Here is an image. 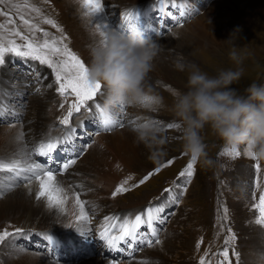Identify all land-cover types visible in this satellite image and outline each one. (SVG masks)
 <instances>
[{"label": "rangeland", "instance_id": "obj_1", "mask_svg": "<svg viewBox=\"0 0 264 264\" xmlns=\"http://www.w3.org/2000/svg\"><path fill=\"white\" fill-rule=\"evenodd\" d=\"M147 1L150 0H139L137 3L128 5L129 1L125 0H104V5L113 8V14L107 11L110 15H114L115 12H118V14L114 16L116 17L122 16L123 10L120 8L121 4L127 5L125 7L126 9H124V11L127 12L130 10L131 6ZM152 1L155 0H151V2ZM235 3H238V0L232 2V4ZM216 4L217 0H187V3L185 4L187 5L185 7L186 9L183 8V10L185 9L184 16L181 17L179 15V12L181 11L179 5L174 6L166 11L170 17L174 18V21L165 16L162 19H158L156 22L150 23L149 30L145 29L143 31L146 36L151 37L160 46V53L156 61H159V59L163 60L161 61L162 65L165 64V67L174 72L170 75L171 77H169L167 82L162 80V82L157 83L161 85L155 84V81L153 84H149L152 90H161L164 95L162 96L161 94V97H165L171 103L173 90L186 91V78L188 70L192 65L197 66L201 71L207 72L210 75H215L220 69H235L237 67H242V78L238 84L233 85L240 94H243L244 90L252 83L264 85V18L260 17L263 14L260 15L259 12H255V9L248 5L242 7L243 4H241L237 9H233L236 11L233 12L227 5L216 8ZM32 8H38L42 12L39 11V13H37L31 11ZM114 8H116V10ZM210 8H214V12L216 13L212 20L216 24L218 23V31L221 36V38L218 39L219 43L208 48L206 47L207 49L204 47L202 48L203 50L199 47L197 48L193 43H188L185 48L187 55L183 54L181 49L177 47L175 41L171 38V34H173L178 27L190 25L194 20L196 21L198 17L208 12ZM244 8L247 9L246 12L243 11ZM189 9H191V14ZM0 10H4L10 16L15 18L17 20V26L22 29L24 26L19 22L18 18L20 16L30 19L38 28L49 33L48 37H43L42 33L37 32L36 37L39 40L45 38L59 40L61 37L66 36L63 31H57L56 28L44 23V19L47 18L52 19L57 25H60L59 17H55V13L51 10L50 3L46 1L43 3L42 0H5V3L0 4ZM110 15H107L108 17L105 16V19H112L113 17ZM186 18L187 20L185 21ZM176 20H179L181 23H175ZM0 23L7 24V18L0 16ZM60 26L58 27L61 29ZM10 27L11 25H9V28ZM24 30L25 32L27 31L26 29ZM155 30L159 31L160 35L157 36L158 33H155ZM179 36L181 37V35H176L177 38H180ZM0 37H3L5 42L8 39L13 38L6 30H0ZM67 40L68 38L64 41L65 44L68 42ZM17 42L22 43L18 38ZM233 47H235L238 55L241 57V65H237L229 59V52ZM197 56L200 57L198 61ZM177 59H180L185 64V71H179L175 68L174 63ZM5 61L6 62L3 65H0V90L5 94L4 103L7 102V105L9 106L5 109V112L9 113V109H11L14 110L15 114H6L5 116L0 117V139L11 136L19 129H24L25 133L27 132L26 135H29L27 136V145L29 148H32V146L36 145L38 141L44 139L50 130L52 136L57 132L55 131V128H58L57 125H60L58 118L67 113L66 110L69 108V105H65V103L60 100L59 97L61 96L55 90L58 85L55 84V74L52 72V69L48 68L46 65L39 64L37 61L16 57L10 53L5 56ZM46 71L47 73H45ZM44 73L46 74L45 78L42 77ZM174 74H180L179 77L183 86L179 87L175 85L176 75ZM70 92L71 90L69 89V93ZM102 94L104 95L103 86L101 93H98L93 98L94 102L96 99H100L99 101H101L103 97ZM72 96L76 102L77 98L75 95ZM63 100L70 102L72 99L66 98ZM61 103L64 105L63 108L60 107ZM126 110V105H124L123 110L119 107L114 110V112L118 113V117L121 119L124 127L130 130V121L132 122L135 120V122H137L151 117L159 122L166 134L172 138L169 143L164 146L167 155L164 156L159 163L149 160L148 151L143 145L141 146L144 148V152L143 154L139 153L140 157L137 162L140 170L138 169L137 171L138 167L135 170V167L131 166V173L124 171L121 173V182L123 179L125 180L128 177H131V179L128 180V184L125 185V187L130 190L121 193L120 201L114 203L119 205V209H126L125 206H123L126 205L129 210H132L130 202L135 199L144 201L143 204L145 205H149L150 203L154 205L164 204L163 211L157 214L159 222L156 226L158 238L161 242L152 247L153 249L155 248L154 252L149 253L153 258L152 264H160L158 258H162L163 256L165 257L164 259L167 261V264H199L200 258L205 256L206 252L208 253V256L206 257L205 264H208L209 260H211V264H217V260L222 259V257L213 254L220 252L225 247L229 249V257L232 260V264H237L236 258L232 256L233 249L239 254V264H250V262L247 261V254L243 251V249L247 250V246H245L246 244L241 245L243 244L242 240L244 239L247 241V238H244L245 233H242L239 228L244 230L258 228L261 233L264 232V227L254 222L255 218L258 216V209L253 207L259 203V196L261 193H264V159L254 158L250 155L247 151L246 145H241L233 152V150L228 148L222 140L211 132L209 128H206L202 135L205 137L208 155L217 161V167L205 170L199 164H195L194 173L191 177H181L180 172L187 167L190 159L181 148L179 140L180 134L176 130L177 127H175V125L178 124L177 119L170 111L169 113H166L167 110L162 108H157L155 112H149L148 110L142 109L141 112L151 115L148 117L146 115L140 116L139 114L135 117H127L124 115ZM89 115H91L90 111L73 113L71 117L72 120H70L69 123L75 120L77 121L78 119L84 120L86 118H91ZM40 118L52 122L49 124H51L53 129L51 128L48 133L40 134V128L36 125ZM17 119L19 122L12 124V121H16ZM10 124L11 126H9ZM170 124L173 126L169 127ZM95 125L94 119L85 120L82 127L83 131H77L75 137L79 138V136H81V139L88 138V142L92 147V144L96 143L95 138L97 140L99 139V135L101 136L107 132L111 133L118 129H124V127H115L111 131H104L95 134ZM22 126H24V128H22ZM1 133H4L5 136ZM38 134L40 135L35 140V137H37ZM92 141L94 142L91 143ZM102 143L105 144L103 150H101L99 144H97L98 147H96V149L99 148L101 151H99V156L104 155V153L109 150L106 147L107 143ZM82 147L83 145L79 148ZM57 150L59 153L56 154V160L60 159L63 155V152L60 151L59 148H57ZM235 153H239V155H236ZM32 158L41 164H46V158H42L38 155H33ZM81 158L82 156L79 159ZM168 161H171V163L168 164ZM135 164L136 162L134 165ZM220 164L223 165V168L219 167ZM157 168L160 170L155 171ZM149 173L154 174L144 183L140 184L139 181L145 176H148ZM0 177H2V174H0ZM66 180L69 181V178H66ZM92 180L94 181V178L90 179L91 182ZM4 182L6 184L9 183L7 179H5ZM16 182L18 185L22 186L20 182L24 181L18 178ZM121 182L118 181L115 188ZM133 185L138 186L133 187ZM22 187H24V184ZM164 189H172L174 191L170 194L164 192ZM89 193L90 192L86 191L83 193V196H86ZM104 197L108 196L103 195L102 198ZM233 198L236 199L237 203H240L239 207L243 213V217L239 220L235 219V210L233 209L234 203L232 204ZM2 199L3 198H0V201ZM90 202L91 201L87 202V207L92 206V202ZM110 204L111 201L106 203V205L105 203H100V205L95 207L94 210L92 208L87 209L88 213L91 212L94 216L93 218L90 217V221L84 224V227L89 228L87 230H90V232H88V235L90 236L89 247H91L89 250L90 252H88L90 256L85 254L86 251L83 252L79 250H77L75 254V251H73L75 248L71 250L68 246L71 245V243H67L63 240L62 242H65L68 245L62 246L60 250L57 251V254L60 257H63L61 260L62 263L60 264H69L70 262L72 263V260L82 262L91 257L101 256L104 258V253L97 256L104 245L102 240L98 238V235L103 231V226L106 222L105 217L102 215L108 210ZM141 208L142 207L140 206L138 210L133 212V216L128 211H125L120 215L122 218L126 215L125 218L131 220L136 214L143 213L140 210ZM224 208H227L226 219L224 217ZM17 227L19 226H16L15 223L7 224L0 222V230L8 228L9 231H12V229ZM19 228H23L25 230L24 233L18 234L15 239L9 237V240L5 241V243L8 244V249L17 251L20 249L23 251L27 250L26 252L47 256L46 258L48 260H51L54 257L56 250L53 247H47V241L45 242L40 237V230L25 227ZM229 229L231 230V234L235 236L234 240L229 239ZM82 234L80 236H82ZM162 234L164 236H162ZM73 238H75L74 235L71 236V239L74 243L76 242L75 245H80L78 243H81V241L79 242L78 238ZM226 239H229L227 245H225ZM260 241L261 237L259 236L257 242ZM262 241H264V238ZM187 242L190 247H185L184 244ZM198 242H200L199 249H197ZM10 244H14L15 247L10 246ZM161 245H166L167 247V251H163V255L161 250L164 246L162 247ZM1 248L2 245H0V261L4 262L5 259ZM64 248H66V250L62 251ZM94 250L96 255L94 254ZM141 252L142 251L140 250L139 253ZM152 254H154V256ZM104 259L109 260L107 258ZM111 260L112 264H125L123 260H120V258L117 257H113ZM140 261L136 262V264H139ZM259 263H261V261L257 264Z\"/></svg>", "mask_w": 264, "mask_h": 264}, {"label": "bare ground", "instance_id": "obj_2", "mask_svg": "<svg viewBox=\"0 0 264 264\" xmlns=\"http://www.w3.org/2000/svg\"><path fill=\"white\" fill-rule=\"evenodd\" d=\"M38 1H41V0H38ZM45 1L50 3L51 10L55 13V17L56 18L59 17L60 19L59 23L61 26L60 25H57V26L61 27L63 33L68 38L67 40L68 42L66 43V45L68 46L70 50H72L75 54H77L85 62L86 67H88L90 63V59H91L90 50L92 47L97 45V41L101 39V37L99 36V32L96 28V23L99 17L103 16L104 19L102 23L109 24L108 20L105 19V16L107 15L109 16L110 15L109 13L113 14L112 12L113 8H110L109 6L104 5V0H102L103 13L85 16L83 14L85 9L81 7V5L77 2V0H42L43 3ZM125 1H129L128 5L139 2V0H125ZM235 1L237 0H217L216 8L227 5L228 7L231 8L233 12H236L234 10L237 9L239 5L243 4L242 7L248 5V6L253 7L255 9V12H259L260 15L263 14L262 16L260 15L259 16L264 18V0H253V2L252 0H238V3L232 4V2H235ZM186 3H187V0H183V2L179 4L180 8H181V5H183V8H185L187 6L185 5ZM126 6H127L126 4L120 5V8H122L123 10L122 14L125 12L124 9H126L125 8ZM114 9L116 10V8ZM189 10L191 14V9ZM243 11L246 12L247 9L244 8ZM117 14L118 12H115L114 15H112V17H114ZM215 14L216 13L214 12V8L213 9L210 8L208 12L198 17L196 21L194 20V22H192L188 26L176 28V31L173 34H171V38L175 41L177 47L181 49V52L183 54L187 55L185 48L187 47L188 43H193L197 46V48L199 47L201 49L204 47L208 48V47L214 46V44L217 45V43H219L218 39H220L221 36L218 31V26H217L218 23L216 24L212 20ZM186 20L187 18L185 19V21ZM103 30L104 29L101 27L100 31H103ZM176 35H181V37L179 36L180 38H177ZM181 39H184L185 41ZM199 58L200 57L197 56V61L199 60ZM161 61L163 60L159 59V61H155L156 67L154 71H152L154 74L151 72L149 73L147 77L148 85L153 84L154 81L156 82L155 84H157L158 82H162V80H164V82H167L169 80V77H171L170 75L174 73L169 68L165 67L164 66L165 64L162 65ZM45 73H47V71ZM45 73L44 75H42L43 78H45L46 76ZM174 75H176L175 85L179 87L183 86V83L179 77L180 74L179 75L174 74ZM157 85H161V84H157ZM152 91L154 94L158 95L159 97H161V94L162 96H164L161 90L153 89ZM99 100L100 99H98V101ZM161 100H162V104L158 108L167 110L166 113H169L170 108H171V102H169L165 97L164 98L161 97ZM5 104L7 105V102H5ZM142 109L143 108L127 106V110L125 111L124 115L127 117H135L137 114H139L140 116L142 115H146L147 117L151 116V115H148L146 113L144 114L143 112H141ZM49 123H52V122L46 121L45 119H41V118L38 120L36 125L37 127L40 128V131H41L40 134H44L52 128L51 124ZM53 127H54V124H53ZM22 128H24V126H22ZM20 130L21 129L15 131L11 136L3 137L0 139V157H6L14 153L20 147L21 143L27 144L28 142L27 136L29 135H26L27 132L25 133L24 129H22V131L25 134L23 141L22 142L17 141L16 136L18 134V131ZM40 134H38V136L35 137V140L36 138L39 137ZM56 134L57 132L55 133V135ZM2 135H4V133ZM79 137L81 139V136ZM85 140H86L85 143L88 142V138H85ZM95 141L96 143L92 144V147L90 145L91 148L89 147L90 149H88L83 154L82 158L76 162V165L73 166L74 168H72L71 170H68L63 176L58 177V179L61 180L66 186L71 185L72 187L69 189V191L70 192L75 191L79 193L81 200L85 202V212L88 217V220L86 222L78 221L76 218V215H74V213L77 212V209L74 206V199L71 197V195L69 197L70 201H68L67 205L65 206L66 211L64 214H61L54 209H48L42 201H37L35 199V192L38 190V185L36 181H33L32 184L30 185L31 190H32L31 194L29 193V186H25L26 182H20L22 186L24 184V187H22L21 185H18L12 188V190L6 192L2 197H0V198H3L0 201V222H4L7 224L15 223V225L19 227L35 228L37 230H40L41 231L40 237L45 242L47 241L48 248L53 247L56 250L55 255L57 254V251L60 250L62 246L68 245L67 244L68 242L65 243L66 240L71 239V236L74 235V237L78 238L79 242L81 241V243H78L80 245H75V244L68 245L70 249L73 250L75 248V254L77 250L83 251V252L86 251L85 254L87 256H90L88 253L90 252L89 250L91 248L89 247L90 245L89 237L90 236L88 235L89 234L88 232H90V230H87L89 228H85L84 224L88 223L90 221V217L93 218L94 216L91 212L88 213V210H87L88 208L90 209L92 208L94 210L95 207L100 205V203H105L106 205V203L111 201V204L109 205L108 210L102 216L110 217L112 214L113 215L118 214L120 217H122L120 214L124 213L125 211H128L132 215L133 212L138 210L140 206L142 207L145 205L143 204L144 201H141L139 199H135V200H132V202H130L132 210H129L126 205H123L125 206L126 209H122V208L119 209V205L114 204V203H118L121 199V194L113 196L114 188L117 185L116 183L118 181L121 182L122 180L121 173L123 171L131 173L132 172L131 166L132 167L134 166L136 170V168L138 167L137 162L139 161V157H140L139 153L143 154L144 152L143 151L144 148L141 147L142 145H137L136 143H134V136L132 132L128 128L124 127V129H118L111 133L107 132L106 134L104 135L102 134L101 136L99 135V139L97 140L95 138ZM102 142L107 143L106 147L109 150L105 152L106 154L104 153V155L99 156L98 154L100 150L99 148L96 149V147H98L97 144L102 143ZM91 143H93V141ZM77 144L78 143H76V145ZM105 151H106V148H105ZM135 162H136L135 164L136 166L134 165ZM138 169L139 167L137 168V171ZM0 174H2V177L5 176L4 178H7L8 176L12 175L11 173H7V172L0 173ZM66 178H69V181H67ZM92 178H94V181L92 180L91 182L90 179ZM77 185H79L80 187H76ZM86 191L90 193L87 194L86 196H83V193ZM103 195L108 196V197L102 198ZM89 201L92 202V203L90 202L92 204L91 207H87L88 206L87 202ZM232 204H233V209L235 210L234 212L235 219L236 220L241 219L243 217V213L239 207L240 203H237L236 199L233 198ZM156 222L157 223L159 222L158 219L156 220ZM153 227H154V230L157 232L156 226H153ZM239 229L240 231H242V233H245L244 238H247V241L243 239L242 240L243 244H241V245L246 244L245 246H247V250L243 249V251L247 254L246 256L247 261L250 262V264H257L259 261H261V263L259 264H264V259H262V256H264V241H262V239L264 238V232L261 233L258 228H250V229H245V230L242 228H239ZM81 234L82 236H80ZM48 235L53 236L52 241H48L47 239ZM162 236L164 235L162 234ZM259 236L261 237L262 242L261 241L257 242V240L259 239ZM63 240L65 242H62ZM184 245L185 247H190L188 242L185 243ZM7 246L8 244L5 243V245H2V248H1L4 259H5L3 264H60L62 263L61 260L63 259V257H60V256H59L60 259L58 260H56L55 255L51 260H48L46 258L47 256H43L37 253L34 254V253L26 252L27 250L23 251L22 249H20L21 251L12 250V249H8ZM165 250L167 251L166 245L161 250L162 255H163V251ZM141 251H142L141 253L133 257L131 261L125 262V264H136L134 260L136 259L142 260L144 258L148 260L149 264H152L153 258L151 255H149V253L154 252L155 248L153 249L152 247H143ZM106 254L107 256H109L107 252ZM152 255L154 256V254ZM164 258H165L164 256L162 258H158L160 260V264H167V261ZM69 264H112V263L110 260H106L100 256V257H91L90 259H86L85 261H82V262L72 260V263L70 262Z\"/></svg>", "mask_w": 264, "mask_h": 264}, {"label": "clouds", "instance_id": "obj_3", "mask_svg": "<svg viewBox=\"0 0 264 264\" xmlns=\"http://www.w3.org/2000/svg\"><path fill=\"white\" fill-rule=\"evenodd\" d=\"M100 40L90 50L88 78L93 84L103 85L101 122L111 118L120 105L155 112L162 100L147 84V77L156 67L159 44L139 29L109 30ZM229 59L237 65L242 63L235 47L230 50ZM174 66L185 71L180 59ZM242 75V67L220 69L210 75L192 65L186 78V91H172L170 111L178 121L176 130L181 148L190 162L205 170L217 167V161L208 155L202 135L206 128L228 148L235 150L246 145L250 154L264 159V85L252 83L240 94L233 85L239 83ZM130 131L134 143L148 151L149 160L159 163L167 155L164 146L172 138L156 120L148 117L137 121ZM99 147L103 149L105 144L99 143Z\"/></svg>", "mask_w": 264, "mask_h": 264}, {"label": "snow or ice", "instance_id": "obj_4", "mask_svg": "<svg viewBox=\"0 0 264 264\" xmlns=\"http://www.w3.org/2000/svg\"><path fill=\"white\" fill-rule=\"evenodd\" d=\"M81 5L84 11V15L100 14L103 13L102 0H77ZM173 6L176 5V0H171ZM5 3V0H0V4ZM160 3L163 5L165 0H160ZM31 11L39 13L38 8H32ZM183 5H181V11L179 15L184 16ZM0 16L7 18L8 23H0V30H6L10 33L12 39H8L6 42L3 37H0V65H3L5 61V56L7 54H12L16 57L27 58L32 61H37L41 65H46L48 68L52 69V72L55 74V84L58 87L55 89L61 97L67 98V95L72 94L77 98L76 102L70 105L67 115L59 117V124L67 126L69 124V119L72 117L73 112H79L81 108H85L86 102L93 100V98L101 93L102 84L99 82L93 84L88 78V67H86L85 62L72 50H70L64 41L67 39L66 36L57 39H43L39 40L36 37V33H42L43 37H48L49 33L38 28L30 19H26L24 16H20L19 22L24 26H17V20L10 16L4 10H0ZM140 17V13H137V19ZM103 16H100L96 28L99 32V36L103 37L106 32L110 29L113 30L111 25L107 23H102ZM132 19V14L127 13L124 16V20L128 21ZM44 23L51 25L53 28H56L57 31H62L57 24L52 19H44ZM9 25L11 27L9 28ZM101 27L104 29L100 31ZM26 29L27 31L25 32ZM132 29H138L135 24L129 23L127 27H122L121 31H128ZM17 38L22 43L17 42ZM101 40L97 41L99 44ZM69 89L71 92L69 93ZM4 93L0 90V117L6 114H15L14 110L9 109V113L5 112V109L9 106L4 103ZM147 102H151L150 98H146ZM61 108L64 107L63 103L60 105ZM88 108H91L95 114H99L100 104L94 102L93 105H88ZM121 110L124 109V105H120ZM19 122L12 121V124ZM135 124V120L131 122V127ZM11 126V124L9 125ZM173 125H169L172 127ZM99 127L101 131H111L115 127H124V124L121 122V119L118 117V113L113 112L112 117L105 119L103 122L99 121ZM178 127V124L175 125ZM60 131L63 133L60 137H53L51 135V130L46 135V137L37 142L36 145L29 148L27 144L21 143L20 147L12 154L6 157H0V173H11L12 175L7 178L0 177V197H2L6 192L12 190V188L18 186L16 183L17 179H21L26 182L25 186H29V193L31 194V187L33 181L37 182L38 190L35 192V199L37 201H42L48 209H54L61 214H64L66 211L65 206L69 201V197L74 199V206L77 209V212L74 213L78 221L86 222L88 220L87 214L85 212V202L81 200L80 194L69 189L71 185H65L58 177L62 176L71 166L76 163V160L79 158V153L74 157H70L63 161L59 166H51L46 164H41L34 160L33 155H38L44 158H51V154L54 150L57 149L58 143H63L67 141L73 132L71 128H61ZM99 134V133H96ZM24 132L22 130L18 131L16 136L17 141L22 142L24 139ZM94 142V141H93ZM84 149L81 148L80 152H83ZM234 152V150H233ZM222 154H232V153H222ZM239 155V153H235ZM250 154V153H249ZM252 155V154H250ZM253 156V155H252ZM254 157V156H253ZM255 158V157H254ZM171 161H168L170 164ZM194 163L189 162L187 167L180 172V176L191 177L194 173ZM167 166V165H164ZM157 168L155 171H159ZM154 173H149L148 176H145L142 180L139 181L140 184L144 183L151 175ZM7 179L9 183H5L4 180ZM131 177L123 180L114 190L113 196L121 194L130 190L125 187L128 184V180ZM138 185H133L136 187ZM76 187H80L77 185ZM172 189H164V192L172 193ZM179 195V194H177ZM258 209V216L255 218L254 222L258 225L264 227V193H261L259 196V203L253 206ZM164 204L160 205H151L144 210L142 214H136L131 220L128 218L121 217H105L104 230L101 231L100 237L101 240L106 241L109 248H116L117 244L124 242L129 248L132 244L139 242L141 245L146 247H153L160 244L157 232L152 230L150 233L152 238L148 236L138 235V229L143 224L151 225L156 221L158 213L162 212ZM143 216V218H142ZM224 217L227 218V208H224ZM122 223H114V221H120ZM112 229H117L119 232L118 235H110L109 233ZM23 228H14L12 231H9L8 228L0 230V245H4L5 241L9 240V237L15 239L18 234L24 233ZM229 239L234 240L235 236L231 234L229 229ZM23 238V237H20ZM48 241H52L53 236H47ZM229 239L225 240V245L229 243ZM10 246L15 247L14 244ZM200 247V242L197 243V249ZM142 250L138 248L137 251ZM213 255L222 257V259L217 260V264H232V260L229 257V249L225 247L220 252ZM208 253H205V256L201 257L199 264H205L206 257ZM232 256L236 258L237 264H239V254L232 250ZM264 259V256H262ZM0 264H3V261H0ZM139 264H149L146 258L142 259ZM208 264H211V260L208 261Z\"/></svg>", "mask_w": 264, "mask_h": 264}]
</instances>
